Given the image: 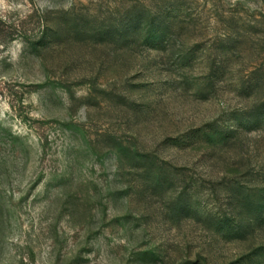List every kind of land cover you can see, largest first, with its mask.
Wrapping results in <instances>:
<instances>
[{"label":"rangeland","instance_id":"rangeland-1","mask_svg":"<svg viewBox=\"0 0 264 264\" xmlns=\"http://www.w3.org/2000/svg\"><path fill=\"white\" fill-rule=\"evenodd\" d=\"M0 264H264V0H0Z\"/></svg>","mask_w":264,"mask_h":264}]
</instances>
